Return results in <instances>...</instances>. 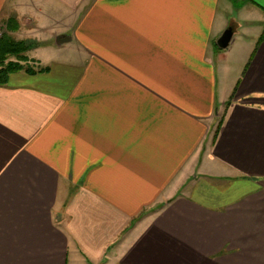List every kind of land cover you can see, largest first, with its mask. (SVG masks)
Masks as SVG:
<instances>
[{
    "label": "crops",
    "instance_id": "0c3cea01",
    "mask_svg": "<svg viewBox=\"0 0 264 264\" xmlns=\"http://www.w3.org/2000/svg\"><path fill=\"white\" fill-rule=\"evenodd\" d=\"M237 1L0 0L73 57L0 84V264H264V0Z\"/></svg>",
    "mask_w": 264,
    "mask_h": 264
},
{
    "label": "trees",
    "instance_id": "16d2710c",
    "mask_svg": "<svg viewBox=\"0 0 264 264\" xmlns=\"http://www.w3.org/2000/svg\"><path fill=\"white\" fill-rule=\"evenodd\" d=\"M18 21L12 18L5 25L6 31L0 36V84H6L9 76L13 72L25 70L29 73H35L34 66L28 64V52L35 47V40H17L10 31L17 28ZM46 68H41L40 71Z\"/></svg>",
    "mask_w": 264,
    "mask_h": 264
},
{
    "label": "rangeland",
    "instance_id": "374dc122",
    "mask_svg": "<svg viewBox=\"0 0 264 264\" xmlns=\"http://www.w3.org/2000/svg\"><path fill=\"white\" fill-rule=\"evenodd\" d=\"M234 5L232 6V8H231V12H232V14H230L231 15V17H237V16H239V14H237L238 13V11L240 10L241 11V13H243V12H246V10H247V6L246 5H243L242 4V1H237V3H233ZM241 6H243V7H241ZM241 13H240V15H241ZM2 26H3V28H2ZM253 26L255 27L254 29H253V31H251V32H248V33H250V38H248V39H252L253 37H255V38H253V41H254V43H255V40H257V38H256V36L258 35V34H260L261 33V31H263V29H264V22L262 21L261 23H254L253 24ZM6 27L4 26V25H1L0 26V36L2 35V33L4 32V31H6V29H5ZM243 28V27H242ZM244 29V28H243ZM245 31V30H244ZM242 32V30L241 29H239V33H241ZM22 33V32H21ZM18 33L17 35H13V34H11L15 39H17V40H35L36 42H37V44L35 45V47H33L27 54H28V56H29V59H30V57H35V58H40V59H42L43 61L44 60H46V59H48V58H51V59H53V58H68V59H71V58H73L72 57V55H70V53H72V52H70L69 53V51H71V50H68V47H63V48H61V47H59V46H53V47H48V46H46V45H44V46H40L39 45V41H41L42 39H44L45 37H44V34H39L38 35V38H36L35 37V39H31L30 37H24V35H25V33ZM22 36L24 37V38H22ZM236 41L237 40H239V38H240V34L239 35H237L236 36ZM255 39V40H254ZM235 41V42H236ZM234 42V43H235ZM234 43H232V45L231 46H233V44ZM237 45V44H236ZM235 46V45H234ZM32 59H30V60H28L29 62H28V64H30V65H32V66H34L33 64V62L31 61Z\"/></svg>",
    "mask_w": 264,
    "mask_h": 264
},
{
    "label": "water",
    "instance_id": "95a60500",
    "mask_svg": "<svg viewBox=\"0 0 264 264\" xmlns=\"http://www.w3.org/2000/svg\"><path fill=\"white\" fill-rule=\"evenodd\" d=\"M234 35V29L232 26H229L221 35V37L218 40V45L221 48H227L233 38ZM60 43V42H59Z\"/></svg>",
    "mask_w": 264,
    "mask_h": 264
},
{
    "label": "built area",
    "instance_id": "2783aa9c",
    "mask_svg": "<svg viewBox=\"0 0 264 264\" xmlns=\"http://www.w3.org/2000/svg\"><path fill=\"white\" fill-rule=\"evenodd\" d=\"M2 24L0 23V26H1ZM2 28H3V26H2Z\"/></svg>",
    "mask_w": 264,
    "mask_h": 264
}]
</instances>
